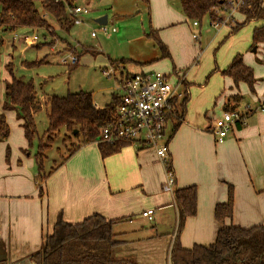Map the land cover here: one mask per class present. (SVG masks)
<instances>
[{"label": "crops", "instance_id": "1", "mask_svg": "<svg viewBox=\"0 0 264 264\" xmlns=\"http://www.w3.org/2000/svg\"><path fill=\"white\" fill-rule=\"evenodd\" d=\"M146 3L149 6L161 4L165 9L166 20L155 23V30L182 26L180 13L172 10L170 0H149ZM238 15L240 22L245 19L243 14L238 12ZM262 24V20H252L246 29L241 28L240 34L234 36L237 32L232 33L231 28L217 34L220 43L231 36V57L242 54L254 72L256 67L252 65L251 57H245L247 53L243 49L250 45L247 51H261L264 43L253 46L252 34L254 28ZM109 31L106 35L114 32ZM160 38L168 46V58L173 61L169 40L163 31ZM161 58L143 61L147 64L141 71L152 69L146 67L148 64L149 67H163ZM256 59L264 61L259 56ZM227 62L219 68L220 74L213 76L211 84L202 87L192 84L187 73L181 70L185 67L182 64L174 62L173 68L163 71L171 74L174 80L183 76L188 83L187 87L181 86L189 93L184 119L175 131L172 124L168 128L176 188L196 185L198 189L197 213L187 217L180 235L185 247L196 243L207 245L216 239L220 224L215 219L214 210L218 203L227 201L228 184L235 189L234 215L228 223L244 227L264 223V111L259 108L264 100V81L260 82L262 79L255 74L257 81L252 92L255 105H244L243 99L239 104L241 110L251 109L247 113V123L234 127L226 137L218 139L213 132V119L222 114L232 94L240 93L244 98L249 90L245 83L236 87L231 78L226 76L225 80L222 70ZM138 72L125 68L118 76ZM113 95L114 92L112 99ZM4 98L5 91H2L0 113L5 114L8 124L14 123L17 112L3 110ZM94 103L103 107L95 100ZM7 143L30 154L27 148L30 143L23 127L17 132L10 127L9 137L0 141V151ZM20 161L22 165L14 163L9 168L10 177L0 182V264H38L31 255L41 249L60 212L69 222L82 221L93 213L109 219L122 218L124 220L114 225L117 237L123 241L116 250L117 256L132 258L138 264H170L179 212L175 194L163 190L167 171L154 148L132 142L103 157L97 142L85 144L47 178L44 196H40L37 184L23 182L18 172L22 168L26 170L30 161L24 162L21 158ZM33 166L34 163L28 167L33 169ZM16 169L19 171L14 172ZM150 209L154 210L152 219L143 215Z\"/></svg>", "mask_w": 264, "mask_h": 264}, {"label": "trees", "instance_id": "2", "mask_svg": "<svg viewBox=\"0 0 264 264\" xmlns=\"http://www.w3.org/2000/svg\"><path fill=\"white\" fill-rule=\"evenodd\" d=\"M75 1L0 0V29L14 31L20 27L33 29L46 27L49 25L48 16H50L66 31H70L75 24L68 13L67 5L74 6ZM179 2L187 20L200 21V23L205 16H209L210 20L217 19L218 9L237 6V11L243 14L245 19L231 28L232 33H236L252 20L264 21V0H179ZM153 35L162 50V56L169 57L168 46L161 40L156 30L152 31ZM252 41L253 46L264 43V24L254 28ZM3 43L4 40L1 38L0 48ZM79 55H77L78 59ZM128 61L126 58L112 60V66L119 63L125 69ZM6 67L11 74V80L6 83L2 108L17 112V117L22 120L25 135L30 145H33V139L37 134L36 115L43 103L33 80L17 77L10 64ZM222 74L231 78L236 87L245 83L252 92L255 91L257 78L254 69L245 63L242 54L234 56L230 64L222 70ZM183 85L187 87L188 83L184 81ZM183 89L185 96L176 104L175 114L170 115L173 131L186 113L189 93L186 88ZM230 98L234 101L233 104L228 103ZM242 99L240 93L232 94L225 103V110L238 109ZM44 101L49 105V124L45 133L57 135L62 128H65V138L70 141L77 139V142L72 143L68 153L58 164L45 171L44 150L49 145L40 138L39 151L36 154L39 167L38 179L43 182L40 185V196L45 194L44 183L47 178L81 146L97 142L102 156L106 157L132 143L124 140L114 143L99 141L103 126L116 116L115 104L118 102V97L115 94L111 103L103 107L95 105L92 92L82 90L70 92L66 96L47 95ZM241 125L239 123L237 126ZM9 135L10 126L6 116L0 113V141L7 139ZM169 165L172 167L171 161ZM175 204L179 212V224L170 251V264H264V223L248 227L233 222L228 223L234 215L235 189L232 184H228L227 201L215 206L214 215L220 226L216 239L210 244L196 243L191 247H185L180 241L187 217L197 213V186L176 188ZM120 220L124 219H109L100 213H93L82 221L69 222L60 212L52 231L46 234L41 249L33 253L31 258L38 264H138L132 258L116 255L117 248L123 242L114 231L115 223Z\"/></svg>", "mask_w": 264, "mask_h": 264}, {"label": "rangeland", "instance_id": "3", "mask_svg": "<svg viewBox=\"0 0 264 264\" xmlns=\"http://www.w3.org/2000/svg\"><path fill=\"white\" fill-rule=\"evenodd\" d=\"M75 2L81 6L87 5L91 12L83 16L84 22L81 25H74L70 31H66L50 16H48V27L34 28V30L20 27L14 31L0 29V39L4 40L0 48V96L2 91H5L6 83L11 80V74L6 68L10 64L17 77L34 81L43 103L36 115L37 134L33 139V145L27 147L30 154L27 155L19 149L20 153L11 143H7L0 151V182H5L6 178L10 177L9 168L14 163L22 165L21 158L24 162L30 161L28 166L34 163L33 169L27 166L26 170L22 168L21 171L17 169L13 171H19L18 174L24 183L37 184L40 189L43 182L37 177L39 167L36 160L40 138L49 145L44 150L45 171L58 164L68 153L72 143L77 142V139H72V142L65 138V128H62L57 135L45 133L49 124V105L44 101L45 96L52 94L66 96L70 92L89 91L92 92L96 102L105 106L111 102L112 92H117L116 76L123 70V66L116 63L113 66L117 69V75L110 77L105 75L103 70L112 67V60L126 58L129 60L126 70L138 72L147 64L143 61L162 56V50L154 35L152 36V31L156 29L153 25L166 20L164 17L166 12L161 4L149 6L144 0H76ZM169 4L173 11H179L182 26L180 28L178 26V28L163 27L156 31L160 36L161 31L165 33L174 60L165 57L159 59L163 67L157 65L149 67V64L146 67L152 68L150 70L168 71L173 68L175 62L177 65L185 66L181 70L187 73V78L193 82V85L202 87L211 84L213 76L220 74L219 68H222V64L228 61L227 67L233 58L231 57L233 49L229 48L231 36L220 43L221 38L217 37V34L226 28H233L240 22L238 11L235 8H224L216 12L217 19L221 21L227 19L231 26L222 23L219 28H215L209 16H205L199 26H195L193 20H186L184 17L179 0H170ZM104 15L108 16L107 28L114 31L110 35H106L101 30V24L96 21ZM248 24L249 22L243 27L245 28ZM240 30L234 36L240 34ZM93 31H97L96 36L92 35ZM34 33L39 36L36 43L30 44L24 41L13 43L15 34L22 36L34 35ZM194 34H200L199 39H196ZM249 49L250 45L243 49V52L247 53L245 57H251L252 65L256 67L255 74L258 79H262L260 82H263L264 61L256 59V56L264 59V47L258 53L247 51ZM72 54L79 55V61L74 64L75 66L62 63L61 59L65 56L70 61L69 55ZM165 64H167L166 67H164ZM224 78L227 80L225 75ZM233 102L231 98L228 101L231 104ZM243 104L255 105L250 88L244 95ZM21 123L20 118H15L14 123L9 124L11 129L17 132L19 128L22 130Z\"/></svg>", "mask_w": 264, "mask_h": 264}, {"label": "built area", "instance_id": "4", "mask_svg": "<svg viewBox=\"0 0 264 264\" xmlns=\"http://www.w3.org/2000/svg\"><path fill=\"white\" fill-rule=\"evenodd\" d=\"M66 1V0H63ZM68 7V13L74 24L84 22L83 16L91 12L90 8L81 5ZM236 9L237 6L232 7ZM230 25L228 20L215 19L211 20V24L215 28H219L221 24ZM195 26H199V21H194ZM101 30L109 34L106 24H101ZM93 36L97 35V31H93ZM198 39L200 34H194ZM39 36L15 34L13 41H24L27 43H36ZM61 59L62 63L68 65L76 64L79 59L76 55H69ZM103 73L108 77L117 75V70L114 66L106 68ZM117 84L114 94L118 97V102L115 104L116 116L113 120L103 126L99 141L114 143L124 140L131 142H141L156 150L160 160L163 161L167 178L163 184V190L174 193L176 191V177L169 162L171 161L169 152L168 126L171 123L170 115L175 114L174 108L181 99L184 98L185 92L181 87L184 82V77H177L175 80L169 73L149 70L141 71L134 74H128L120 78L116 76ZM259 108L264 111V100ZM251 109H236L224 110L221 115L213 119V132L218 139L226 137L230 130L236 127L239 123L242 125L247 123V113ZM154 210L150 209L143 212V215L152 219Z\"/></svg>", "mask_w": 264, "mask_h": 264}, {"label": "water", "instance_id": "5", "mask_svg": "<svg viewBox=\"0 0 264 264\" xmlns=\"http://www.w3.org/2000/svg\"><path fill=\"white\" fill-rule=\"evenodd\" d=\"M96 21L99 24H107L108 23V16L107 15L101 16V17L97 18ZM254 50H256V48H254Z\"/></svg>", "mask_w": 264, "mask_h": 264}]
</instances>
